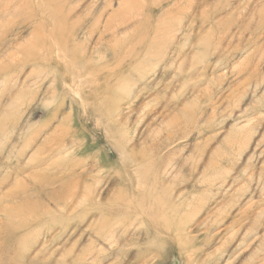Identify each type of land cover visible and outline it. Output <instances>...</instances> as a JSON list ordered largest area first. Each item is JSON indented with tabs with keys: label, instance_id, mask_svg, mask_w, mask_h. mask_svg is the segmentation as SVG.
Segmentation results:
<instances>
[{
	"label": "rangeland",
	"instance_id": "rangeland-1",
	"mask_svg": "<svg viewBox=\"0 0 264 264\" xmlns=\"http://www.w3.org/2000/svg\"><path fill=\"white\" fill-rule=\"evenodd\" d=\"M0 208V264H264V0H0Z\"/></svg>",
	"mask_w": 264,
	"mask_h": 264
},
{
	"label": "bare ground",
	"instance_id": "bare-ground-1",
	"mask_svg": "<svg viewBox=\"0 0 264 264\" xmlns=\"http://www.w3.org/2000/svg\"><path fill=\"white\" fill-rule=\"evenodd\" d=\"M249 7H250V5H249ZM245 10H247L246 8H244ZM251 9V8H250ZM255 9V8H254ZM253 9V10H254ZM248 10H249V8H248ZM9 14V13H8ZM7 17V16H6ZM14 43V42H13ZM13 45V44H12ZM9 49V48H8ZM10 50V49H9ZM17 51V50H16ZM13 58V57H12ZM108 124V123H107ZM51 146V145H50ZM59 148V147H58ZM48 150H49V154L47 155V156H45V157H47L48 159H50V152H52V150H55L54 148H48ZM97 151V150H96ZM9 152H11V151H9ZM13 152V151H12ZM56 152H58V151H56ZM75 152V151H74ZM43 153V152H42ZM58 153H61V152H58ZM24 154H26V153H24ZM53 155H55V154H53ZM26 156V155H25ZM96 156V155H95ZM105 157V156H104ZM109 157V156H108ZM44 161H45V159H43ZM41 161L40 163L41 164H43V163H45L44 161ZM110 160V159H109ZM121 161V160H120ZM26 164H29V162H25ZM111 163V162H110ZM41 164L39 165V163L37 164V166L38 167H40L41 166ZM112 164V163H111ZM21 168V170H23L22 168L24 167V166H20ZM43 168H47V166H44ZM42 168V169H43ZM17 169H19V168H17ZM40 169H41V167H40ZM21 170H19V171H16V176H18V173L21 171ZM71 170V169H70ZM51 175V174H50ZM29 178V177H28ZM7 178H4V180H6ZM26 180V179H25ZM21 182V181H20ZM45 182V181H44ZM43 181L42 182H40L41 184L40 185H38V187H36L34 190H32V191H30V192H27L26 190H21V189H16V190H18V192H16L15 190L14 191H12L11 189H10V191L9 192H7V194H5V195H7V197L9 196V198L7 199V202H10L11 203V205H8V204H6L5 205V209H7V210H9V209H12V210H16V209H20V208H22V210L23 209H25L26 211H31L32 213L36 210L37 211V209H38V211H39V213H40V215H43V214H45V213H48L51 209H49V207H48V203H46L42 198H47L48 199V201L49 202H53V201H59L60 200V193L59 192H57V190L56 189H53V188H51L50 187V185L53 183V181H52V178H49V180L46 182V183H44ZM51 182V183H50ZM111 182V181H110ZM37 184V183H36ZM113 184V183H112ZM45 186H47L48 188H49V190H48V192L47 193H43V191L45 190ZM106 188V187H105ZM109 188H110V186H109ZM33 191H37V193H35V194H33ZM119 191V190H118ZM122 192V191H121ZM66 193V192H65ZM117 193H119L118 195H120V197H122V193L120 194V192H117ZM67 194V193H66ZM115 195V194H114ZM71 196V195H70ZM125 197V196H124ZM64 198H65V196H64ZM68 199H69V197H67ZM73 198V197H72ZM96 198V197H95ZM117 198V197H116ZM119 198V197H118ZM4 199V198H3ZM77 199H79V197L77 198ZM66 200V199H65ZM73 200V199H72ZM119 201H120V199H118ZM98 201V200H97ZM112 201V200H111ZM71 202V201H70ZM113 202V201H112ZM111 202V203H112ZM110 203V202H109ZM66 206V205H65ZM63 207V206H62ZM4 208H0V212H3V210H4ZM67 208V207H66ZM19 209H18V211H19ZM52 212V211H51ZM64 212V211H63ZM60 213H61V211H60ZM101 213V212H100ZM30 215V214H29ZM32 215V214H31ZM65 215V214H64ZM79 215V214H78ZM103 215H104V213H103ZM0 217H1V215H0ZM33 217V216H32ZM59 217V216H58ZM17 218V217H16ZM61 218V217H60ZM108 218V217H107ZM106 218V219H107ZM110 218H111V215H110ZM109 218V219H110ZM63 219V218H62ZM60 220V219H59ZM59 220H57V221H59ZM93 220V219H92ZM44 221V220H43ZM0 222H1V220H0ZM14 222V221H13ZM107 222H108V219H107ZM113 223H114V221H112ZM25 224V223H24ZM37 224V223H36ZM88 224V223H87ZM106 227V226H105ZM110 229H111V227H110ZM116 229V228H115ZM114 230V229H113ZM113 230H111V231H113ZM22 231V230H21ZM103 231V230H102ZM66 232V231H65ZM107 232H109V229L107 230ZM55 233H57V232H55ZM70 233H71V231H70ZM104 233V232H103ZM110 233V232H109ZM114 233V232H113ZM125 233V232H124ZM111 234V233H110ZM61 235V234H60ZM100 235V234H99ZM107 235V234H106ZM105 235V236H106ZM113 234H111V236H112ZM118 235H120V234H118ZM123 235V234H122ZM73 236V235H72ZM108 236H110V235H108ZM107 236V237H108ZM79 237V236H78ZM124 237V236H123ZM122 237V238H123ZM53 238V237H52ZM114 239V238H113ZM51 240V239H50ZM58 242V241H57ZM110 242V241H109ZM59 243V242H58ZM64 246V245H63ZM40 247H42V246H40ZM92 247H94V246H92ZM24 248V247H23ZM38 248H39V246H38ZM46 247H44L43 249H45ZM100 248V247H99ZM46 249H48V248H46ZM59 249V248H58ZM3 250V249H2ZM26 250V249H25ZM49 250V249H48ZM47 250V251H48ZM62 250V249H61ZM102 250V249H101ZM34 251V250H33ZM46 251V250H45ZM30 252V251H29ZM49 252V251H48ZM58 252V251H57ZM56 252V253H57ZM91 252H93L92 250H91ZM95 252V251H94ZM9 253V252H8ZM31 253H32V251H31ZM89 253V252H88ZM96 253H98V252H95V254ZM100 253H102V252H100ZM43 254V253H42ZM51 254H52V252H51ZM58 254V253H57ZM99 254V253H98ZM88 255H90V254H88ZM21 256V255H20ZM93 256V255H92ZM28 257V256H27ZM35 257H37V255L36 256H34V258ZM22 258V257H21ZM34 258H33V260H34ZM28 259V258H27ZM26 259V260H27ZM57 259V258H56ZM80 260V259H79ZM93 260H94V258H93ZM82 261V260H81ZM28 262V261H27ZM62 262H63V260H62ZM19 263V262H18ZM39 263V262H38ZM45 263V262H44ZM43 263V264H44ZM79 263H82V262H79ZM91 263V262H90ZM26 264V263H25ZM46 264V263H45ZM84 264V263H83ZM88 264V263H87ZM159 264H161V263H159Z\"/></svg>",
	"mask_w": 264,
	"mask_h": 264
}]
</instances>
